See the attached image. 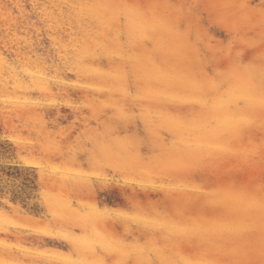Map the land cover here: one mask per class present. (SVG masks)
Segmentation results:
<instances>
[{"label":"rangeland","instance_id":"374dc122","mask_svg":"<svg viewBox=\"0 0 264 264\" xmlns=\"http://www.w3.org/2000/svg\"><path fill=\"white\" fill-rule=\"evenodd\" d=\"M0 130V264H264V0H0Z\"/></svg>","mask_w":264,"mask_h":264},{"label":"trees","instance_id":"16d2710c","mask_svg":"<svg viewBox=\"0 0 264 264\" xmlns=\"http://www.w3.org/2000/svg\"><path fill=\"white\" fill-rule=\"evenodd\" d=\"M0 134H1V130H0ZM5 145H11V144H9V141L7 139H1V137H0V157L10 156V155H6V154H8L7 153L8 151H6L7 149H5ZM1 167H2L1 168L2 170H4V169L10 170L13 166L5 165V166H1ZM2 192H3V190L0 189V195L2 194Z\"/></svg>","mask_w":264,"mask_h":264}]
</instances>
